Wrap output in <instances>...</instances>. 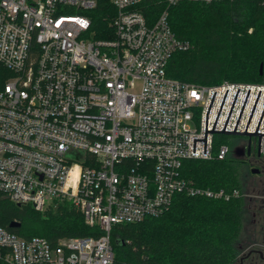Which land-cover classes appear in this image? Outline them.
Listing matches in <instances>:
<instances>
[{"label": "built area", "instance_id": "built-area-1", "mask_svg": "<svg viewBox=\"0 0 264 264\" xmlns=\"http://www.w3.org/2000/svg\"><path fill=\"white\" fill-rule=\"evenodd\" d=\"M101 0H0V201L36 211L68 203L100 235L24 238L0 226V264H114L115 225L163 215L180 193L202 192L182 176L188 160H219L237 148L258 154L259 135L233 151L212 130L255 132L264 84L204 86L167 74L189 44L168 24L149 23L146 0H109L116 13L107 38H95L89 13ZM169 6L180 1L163 0ZM257 133H264V114ZM260 158L264 161V136ZM241 195L234 190L232 196ZM18 222V221H17ZM20 223V222H19Z\"/></svg>", "mask_w": 264, "mask_h": 264}, {"label": "trees", "instance_id": "trees-1", "mask_svg": "<svg viewBox=\"0 0 264 264\" xmlns=\"http://www.w3.org/2000/svg\"><path fill=\"white\" fill-rule=\"evenodd\" d=\"M139 8L149 23L167 10L172 32L189 44L169 59V77L204 86L226 81L264 84V0L180 1L172 6L163 0H146ZM115 13L109 0H101L89 13L95 38H107ZM216 142L215 155L220 145ZM242 167L234 155L223 160L215 156L185 161L182 176L192 188L223 191L229 197L180 193L159 217L115 225L111 232L114 264H235L249 208L240 183ZM234 190L241 195L232 196ZM17 221L20 228H11ZM0 226L24 238L43 237L52 244L100 235L68 203L38 212L30 205L0 201Z\"/></svg>", "mask_w": 264, "mask_h": 264}, {"label": "flooded vegetation", "instance_id": "flooded-vegetation-1", "mask_svg": "<svg viewBox=\"0 0 264 264\" xmlns=\"http://www.w3.org/2000/svg\"><path fill=\"white\" fill-rule=\"evenodd\" d=\"M238 159L252 173L253 170H258L257 174L264 175V161L256 152L251 151L250 155H244ZM257 195L247 196L249 209L250 207L254 208V213L252 212L253 219L251 220L253 228L250 240L241 246L240 264H264V193L262 197Z\"/></svg>", "mask_w": 264, "mask_h": 264}, {"label": "rangeland", "instance_id": "rangeland-1", "mask_svg": "<svg viewBox=\"0 0 264 264\" xmlns=\"http://www.w3.org/2000/svg\"><path fill=\"white\" fill-rule=\"evenodd\" d=\"M219 144L227 145L231 151H233L236 147L242 146L247 142L246 137L240 136H232V135H222L218 140ZM232 157V156H231ZM236 157V156H235ZM240 183L242 185V189L245 197L251 194H258L257 196L262 197L264 193V175L263 174H253L247 166H243L240 174ZM252 212L254 213V208L250 207L247 209L244 217V230L242 233V237L240 239L239 245H244L251 238L252 224L251 220L253 219ZM258 219V218H257ZM242 254L240 253L235 264H240Z\"/></svg>", "mask_w": 264, "mask_h": 264}, {"label": "water", "instance_id": "water-1", "mask_svg": "<svg viewBox=\"0 0 264 264\" xmlns=\"http://www.w3.org/2000/svg\"><path fill=\"white\" fill-rule=\"evenodd\" d=\"M262 73H263V65H261V67H260V74H262ZM227 92H228V90H226V93H225V95H224L223 101H222V103H221V106H220V109H219V112H218V114H217V117H216V120H215V122H214V125H213L212 130H207V124H208V113H209V111H210V108H211L212 102H213L214 97H215V94H216V92H214V95H213V97H212V100H211L210 106H209L208 111H207V114H206L205 139H194L193 153H195V143H196V141H204V153H206L207 132H209V133H222L223 135H232V136H240V137H250L251 135H259L258 155L260 156V143H261V136H264V133H257V130H258V128H259V125H260L261 119H262V117H263L264 110H263V112H262V115H261V118H260V120H259V123H258V126H257V128H256V131H255V132H247L246 130H247L248 124H249V122H250L251 116H252V114H253V111H254V108H255V105H256V103H257V100H258V97H259V95H260L261 90H259V93H258L257 99H256V101H255V104H254L253 110H252V112H251L250 118H249V120H248V123H247L246 129H245L244 132H236L235 130H236V127H237V125H238L239 119H240V117H241V114H242L243 108H244V106H245V103H246L247 97H248V95H249L250 89L248 90L247 96H246V98H245V101H244L243 107H242V109H241V112H240V115H239V117H238V120H237L236 126H235V128H234V131H225V127H226V124H227V122H228V119H229L230 113H231V111H232L233 105H234V103H235L236 97H237V95H238L239 89L237 90L236 96H235V98H234L233 104H232V106H231V109H230V112H229V114H228V117H227V120H226V122H225V125H224L223 130H222V131H215V130H214L215 124H216V122H217V119H218L219 113H220V111H221L222 105H223V103H224V100H225V97H226ZM250 153H251L250 138H249V145H248V148H247L246 151H245L243 148H237V149L235 150V152H234V154H235V156H236L237 158L243 157L244 155H250ZM258 172H259L258 170H253V174H257ZM20 226H21V224H20L19 222H13V223L10 224V227L13 228V229H18V228H20Z\"/></svg>", "mask_w": 264, "mask_h": 264}]
</instances>
